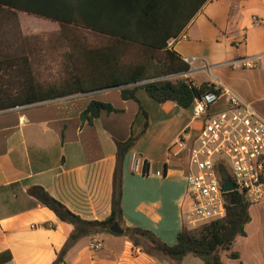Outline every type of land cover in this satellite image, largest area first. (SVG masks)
I'll return each instance as SVG.
<instances>
[{
    "label": "crops",
    "instance_id": "1",
    "mask_svg": "<svg viewBox=\"0 0 264 264\" xmlns=\"http://www.w3.org/2000/svg\"><path fill=\"white\" fill-rule=\"evenodd\" d=\"M166 46L182 59L195 58L184 79L196 86L220 82L264 120L263 2L205 0ZM241 59L252 67L230 65ZM135 96L138 103L124 101L112 88L0 111V252L11 256L4 264H52L73 229L27 195L31 186L42 187L84 220H104L110 213L114 142L139 133L121 167L123 233L81 237L61 264H173L145 253L123 234L125 228H139L166 245L175 243L186 221L181 203L188 167L178 143L186 145L200 122L191 119L189 109L158 104L141 89ZM226 98L212 109H224ZM90 100L116 112L101 111L92 125L81 124L79 114ZM132 155L142 161L143 173L132 172ZM248 215L245 236L233 245L239 259L224 264H264V202L251 204ZM93 236L101 241L98 251L89 249Z\"/></svg>",
    "mask_w": 264,
    "mask_h": 264
},
{
    "label": "trees",
    "instance_id": "2",
    "mask_svg": "<svg viewBox=\"0 0 264 264\" xmlns=\"http://www.w3.org/2000/svg\"><path fill=\"white\" fill-rule=\"evenodd\" d=\"M204 1L45 0L39 4L37 0H0V111L112 88H118L124 101L138 103L135 92L141 89L158 104L173 102L189 109L194 98L214 92L215 86L208 82L196 86L187 79L168 78L186 73L189 66L167 48L166 41L178 35ZM19 11L58 23L60 44L69 49L67 57L72 64L58 82L38 80L28 61L26 38L19 30ZM82 30L101 37L102 42L86 45L79 34ZM101 111L116 112L108 103L90 100L79 114L81 124L92 125ZM140 135L114 142L110 213L104 220L80 218L40 186L27 189L28 196L73 227L52 264H61L65 252L81 237L110 233L113 223L121 225L122 161ZM217 176L220 185L225 180L233 182L225 167L217 171ZM223 197L226 204L222 219L193 229L183 224L173 245H166L153 233L139 228H125L123 235L145 253L158 254L173 264H181L186 256L199 259L201 264H224L220 253L238 260L239 253L233 245L237 237L245 236L251 203L237 190L224 193ZM10 258L8 251L0 252V264Z\"/></svg>",
    "mask_w": 264,
    "mask_h": 264
},
{
    "label": "built area",
    "instance_id": "3",
    "mask_svg": "<svg viewBox=\"0 0 264 264\" xmlns=\"http://www.w3.org/2000/svg\"><path fill=\"white\" fill-rule=\"evenodd\" d=\"M194 60L183 59L187 64ZM230 65L251 68L252 62L241 59L231 61ZM213 85L214 92H204L194 98L189 108L191 119L200 122L197 133L186 145L178 143L187 153L186 190L181 210L187 216L185 224L190 229L225 216L226 202L217 176L221 167L231 175L234 190L251 204L264 202V120L220 82ZM223 96H227L226 107L213 110V105ZM177 154L178 151L173 153ZM131 162L132 172L143 173L139 157L132 155ZM100 247V239L91 237L89 249L98 251Z\"/></svg>",
    "mask_w": 264,
    "mask_h": 264
},
{
    "label": "rangeland",
    "instance_id": "4",
    "mask_svg": "<svg viewBox=\"0 0 264 264\" xmlns=\"http://www.w3.org/2000/svg\"><path fill=\"white\" fill-rule=\"evenodd\" d=\"M18 23L21 35L26 38L28 61L31 63L38 80L49 83L63 79L72 64L70 62L71 59L67 57L69 49L65 44H60L58 23L25 13L18 14ZM79 34L84 38L86 45L100 44L103 40L91 32L82 30L79 31ZM4 35L7 38H11L8 33ZM195 65H198V63L195 62ZM184 74L171 75L168 78L184 79L182 77ZM87 97L85 96V99ZM94 99L98 98L94 97ZM185 217L187 218V216ZM196 225L200 226V224ZM187 228L190 229L191 226L188 225ZM220 255L223 260L227 259L224 257V253H220ZM166 264L171 263L167 262ZM181 264H201V261L197 258L186 256Z\"/></svg>",
    "mask_w": 264,
    "mask_h": 264
},
{
    "label": "water",
    "instance_id": "5",
    "mask_svg": "<svg viewBox=\"0 0 264 264\" xmlns=\"http://www.w3.org/2000/svg\"><path fill=\"white\" fill-rule=\"evenodd\" d=\"M234 190V187L230 180H225L222 183V191L223 193H229ZM110 231L115 234L121 235L123 233V230L119 228L117 223H113V225L110 227Z\"/></svg>",
    "mask_w": 264,
    "mask_h": 264
}]
</instances>
